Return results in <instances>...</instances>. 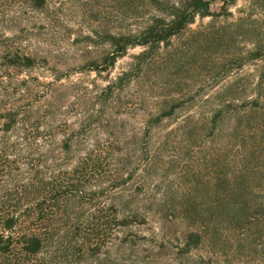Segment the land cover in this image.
Segmentation results:
<instances>
[{
    "label": "rangeland",
    "instance_id": "374dc122",
    "mask_svg": "<svg viewBox=\"0 0 264 264\" xmlns=\"http://www.w3.org/2000/svg\"><path fill=\"white\" fill-rule=\"evenodd\" d=\"M125 2L131 3L48 0L34 8L28 0H0V112L19 109L31 130L40 119L33 111H52L49 122L61 126L57 141L75 130L76 158L93 152L75 175L86 183L76 204L84 209L69 217L18 218L15 235L35 228L44 249L30 258L1 255L0 264H264V219L240 227L218 212L217 218L184 217L196 199L217 204L209 190L224 167L211 111L220 91L230 90L241 102L252 97L258 61L247 56L255 36L264 33V0H237L229 13L220 12L218 2L216 16L198 17L153 56L147 73L108 95L104 88L143 48L129 49L104 69L112 51L106 34L137 32L150 13L143 0L128 11ZM12 56L33 58V66L11 65ZM171 99L183 107L148 127L149 114ZM262 109L252 117L263 122ZM23 141L17 131L0 132V212L32 199L29 155L17 145ZM99 202L117 206L118 218H94ZM134 208L146 218L133 217ZM191 231L204 234L200 246L187 247Z\"/></svg>",
    "mask_w": 264,
    "mask_h": 264
},
{
    "label": "trees",
    "instance_id": "16d2710c",
    "mask_svg": "<svg viewBox=\"0 0 264 264\" xmlns=\"http://www.w3.org/2000/svg\"><path fill=\"white\" fill-rule=\"evenodd\" d=\"M47 1L28 0L34 8H43ZM128 1L133 3L135 0ZM143 1L150 13L137 32L107 33L105 36L112 51L104 58V69L114 66L129 49L143 48L134 55L132 67L107 84L103 90L105 94H114L117 87L119 89L123 83L128 84L134 75H140L143 71L144 74L147 73L153 56H158L161 48L171 46L172 40L184 33L198 17L216 16L214 7L218 2L222 3L219 6L220 12L229 13V7L237 0ZM131 3L125 2L122 6L126 7V11L132 10ZM237 26L242 28L243 25L240 23ZM252 45L247 59L258 61L252 97L247 96L241 102L230 90L220 91L215 96L218 104L211 111L210 129L213 135H218L217 141L221 142L224 167L219 176L212 177L214 184L209 190L217 204L209 206L196 199L188 203L185 218H217L218 212L219 218H229L239 225L243 224L240 227L254 224L258 218L264 219V121L252 117L253 112H261L264 107V33L257 34ZM33 61L30 57L9 58L11 65L26 67H32ZM244 63L245 60L239 61L237 67H242ZM94 65L96 71H101L98 63ZM183 105V102L176 99L159 102L157 110L149 114L148 127L160 125L164 120L172 118ZM33 113L40 119L28 130L25 124L28 117L21 114L19 109L0 112V120H3L0 132L17 131L24 140L17 145H22L24 148L21 146L20 150L29 155L27 164L32 179L29 183L31 194L27 193L28 198H32L31 202L23 208L18 204L14 210L0 212V217L5 218L0 233V256L15 254L30 258L44 249V238L35 228L28 227L15 235L18 218H51L56 214L69 217L84 209L76 204L86 191V183L75 175L89 165L93 152L76 158V151L80 146V141L75 136L76 131L71 130V133L65 134L58 142L55 133L61 126L51 125L47 117L54 112L46 111V114L40 115L37 110ZM224 122H228V127L224 128ZM221 124L222 127L219 128ZM47 136L50 137L45 139ZM68 165L71 166L67 167ZM99 187L98 193H103L101 186ZM116 213L118 214L117 206H105L100 202L94 204V218H118ZM131 213L133 217L146 218L138 208H134ZM249 221L251 222L248 223ZM204 237L202 232H189L187 247L200 246Z\"/></svg>",
    "mask_w": 264,
    "mask_h": 264
}]
</instances>
